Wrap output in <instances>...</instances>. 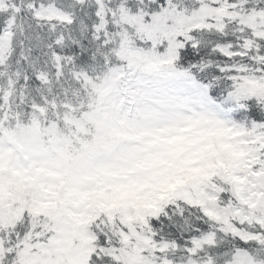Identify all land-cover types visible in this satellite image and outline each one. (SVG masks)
<instances>
[{"label": "snow or ice", "instance_id": "6c2138e0", "mask_svg": "<svg viewBox=\"0 0 264 264\" xmlns=\"http://www.w3.org/2000/svg\"><path fill=\"white\" fill-rule=\"evenodd\" d=\"M0 264H264V0H0Z\"/></svg>", "mask_w": 264, "mask_h": 264}]
</instances>
